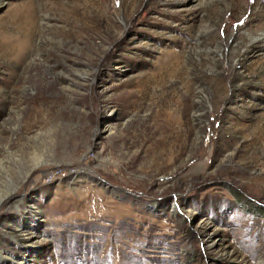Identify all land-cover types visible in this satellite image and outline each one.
<instances>
[{
    "label": "rangeland",
    "instance_id": "1",
    "mask_svg": "<svg viewBox=\"0 0 264 264\" xmlns=\"http://www.w3.org/2000/svg\"><path fill=\"white\" fill-rule=\"evenodd\" d=\"M264 0H0V264H264Z\"/></svg>",
    "mask_w": 264,
    "mask_h": 264
},
{
    "label": "bare ground",
    "instance_id": "2",
    "mask_svg": "<svg viewBox=\"0 0 264 264\" xmlns=\"http://www.w3.org/2000/svg\"><path fill=\"white\" fill-rule=\"evenodd\" d=\"M262 33H264V24L262 25Z\"/></svg>",
    "mask_w": 264,
    "mask_h": 264
}]
</instances>
